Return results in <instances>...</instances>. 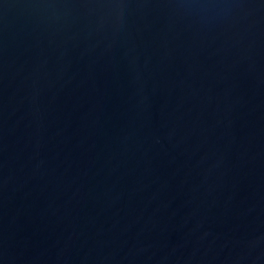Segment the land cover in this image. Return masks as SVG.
I'll use <instances>...</instances> for the list:
<instances>
[{
	"label": "water",
	"instance_id": "obj_1",
	"mask_svg": "<svg viewBox=\"0 0 264 264\" xmlns=\"http://www.w3.org/2000/svg\"><path fill=\"white\" fill-rule=\"evenodd\" d=\"M0 264H264V0H0Z\"/></svg>",
	"mask_w": 264,
	"mask_h": 264
}]
</instances>
